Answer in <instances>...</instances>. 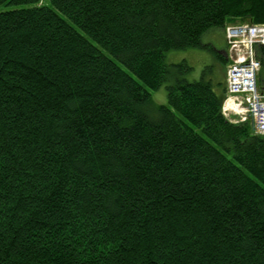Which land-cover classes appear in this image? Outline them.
<instances>
[{
    "label": "trees",
    "instance_id": "obj_1",
    "mask_svg": "<svg viewBox=\"0 0 264 264\" xmlns=\"http://www.w3.org/2000/svg\"><path fill=\"white\" fill-rule=\"evenodd\" d=\"M49 1L0 0L34 6L0 14V264H264V136L166 62L264 0Z\"/></svg>",
    "mask_w": 264,
    "mask_h": 264
},
{
    "label": "built area",
    "instance_id": "obj_2",
    "mask_svg": "<svg viewBox=\"0 0 264 264\" xmlns=\"http://www.w3.org/2000/svg\"><path fill=\"white\" fill-rule=\"evenodd\" d=\"M229 58V91L232 95H246L249 105L244 110L255 125V132L264 136V91L259 93L256 87V74L261 63L257 55L258 48L264 47V24H235L225 28ZM239 98L228 104L230 110L237 106ZM246 117L241 118L245 122Z\"/></svg>",
    "mask_w": 264,
    "mask_h": 264
},
{
    "label": "rangeland",
    "instance_id": "obj_3",
    "mask_svg": "<svg viewBox=\"0 0 264 264\" xmlns=\"http://www.w3.org/2000/svg\"><path fill=\"white\" fill-rule=\"evenodd\" d=\"M41 5L50 6V1L42 0ZM32 7L34 6L33 5L18 6L14 4L3 5V7L0 8V14L15 10L29 9ZM222 32H223L222 30H213L208 34H206L203 37V43L207 45V47L204 49H188V50L171 51L167 53L166 54L167 64L177 65L186 62L187 65L191 68V70H189L185 74V78L189 82L199 81L204 76L213 82L214 90L216 92L218 93L221 92L222 85L226 79V73L223 67V63L218 58V56L224 52V46H225L224 36ZM80 33L84 35L83 32L80 31ZM223 55L226 57L227 51H225ZM226 60L229 64V60L227 57ZM117 63L120 65V67L123 70L127 71V69L123 65H121L119 62ZM260 74L264 76V69L263 71H261ZM166 88L167 85H164L157 91H153L148 88L146 89L150 92L152 100L155 104L166 106L168 104ZM261 88L262 89L264 88V83L261 84ZM228 157L231 158L230 155H228Z\"/></svg>",
    "mask_w": 264,
    "mask_h": 264
},
{
    "label": "bare ground",
    "instance_id": "obj_4",
    "mask_svg": "<svg viewBox=\"0 0 264 264\" xmlns=\"http://www.w3.org/2000/svg\"><path fill=\"white\" fill-rule=\"evenodd\" d=\"M226 51H228L227 43H226ZM257 55H258V58H259L260 63H261V69H260V72H257V74H256L255 84H256L258 92L263 93L262 91H264V88L263 89L261 88V84L263 83V82H261L262 74H260L261 71H263V60H262V57L259 56L258 50H257ZM226 57L228 58V53H227ZM228 60H229V58H228ZM228 67H229V64H228ZM228 67L226 68V79L224 82L226 84V98H225V101L223 103L222 114L228 121H230L233 124L250 122L253 125L254 133L256 134L255 127H254L255 123H254L253 119L251 118L250 115H247V117H246L245 111H244L249 105L248 97L246 95H242V94L241 95H232L229 91V76H228L229 68ZM235 98H239V101L237 102L238 105L236 106V108L230 110L228 108V104H230V102L233 101ZM242 117H246L245 122L240 121ZM256 135H258V134H256ZM258 136H261V135H258Z\"/></svg>",
    "mask_w": 264,
    "mask_h": 264
},
{
    "label": "crops",
    "instance_id": "obj_5",
    "mask_svg": "<svg viewBox=\"0 0 264 264\" xmlns=\"http://www.w3.org/2000/svg\"><path fill=\"white\" fill-rule=\"evenodd\" d=\"M222 33H223V36H224V43H225V46H224V53H225V51H226V39H225V33H224V31H223Z\"/></svg>",
    "mask_w": 264,
    "mask_h": 264
}]
</instances>
